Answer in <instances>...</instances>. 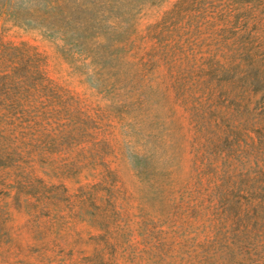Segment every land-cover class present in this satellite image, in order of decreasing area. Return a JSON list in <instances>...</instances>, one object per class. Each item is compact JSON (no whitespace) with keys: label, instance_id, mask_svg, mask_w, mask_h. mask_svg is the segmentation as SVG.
<instances>
[{"label":"rangeland","instance_id":"obj_1","mask_svg":"<svg viewBox=\"0 0 264 264\" xmlns=\"http://www.w3.org/2000/svg\"><path fill=\"white\" fill-rule=\"evenodd\" d=\"M0 264H264V0H0Z\"/></svg>","mask_w":264,"mask_h":264}]
</instances>
